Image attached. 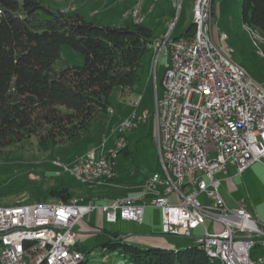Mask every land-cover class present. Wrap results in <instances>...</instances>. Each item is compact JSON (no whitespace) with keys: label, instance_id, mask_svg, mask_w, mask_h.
<instances>
[{"label":"built area","instance_id":"obj_1","mask_svg":"<svg viewBox=\"0 0 264 264\" xmlns=\"http://www.w3.org/2000/svg\"><path fill=\"white\" fill-rule=\"evenodd\" d=\"M195 8L197 28L166 43L173 44V52L164 54L165 85L161 94L158 86L155 92V139L163 176L147 179L148 193L133 201L97 204L73 199L0 208V264H69L83 255L76 249V225L86 214L98 208L111 222H142L148 204L161 207L163 234L194 236L223 264H264V254L256 260L246 255L247 242L264 243V223L245 208L228 207L217 177L230 165L240 174L255 162L264 164V90L207 31L204 0ZM133 115L119 127L117 145L107 155L97 158L92 151L72 165H62L64 169L76 178L116 177L114 159L127 147L124 132ZM156 186H163V194L151 199ZM202 193L210 203L199 200ZM170 194L179 201L172 202ZM208 219L223 228L210 230ZM200 228L202 233L194 234Z\"/></svg>","mask_w":264,"mask_h":264},{"label":"trees","instance_id":"obj_2","mask_svg":"<svg viewBox=\"0 0 264 264\" xmlns=\"http://www.w3.org/2000/svg\"><path fill=\"white\" fill-rule=\"evenodd\" d=\"M242 1L244 23L264 34V0ZM194 28L191 23L177 37ZM156 38L141 21L105 24L77 11L52 8L44 0H0V152L33 137L41 145L78 141L100 113L114 108V89L124 101L136 94ZM65 44L84 56L82 65L62 62ZM110 190L88 188L86 196L79 197H85L82 202L104 203L112 198ZM77 194L55 183L41 196L71 202ZM99 230L94 247L76 244L84 255L77 264H90L97 247L102 248V261L109 254L127 257L130 264H213L196 242L176 250L142 243L123 232ZM252 253L264 254V243H257Z\"/></svg>","mask_w":264,"mask_h":264},{"label":"rangeland","instance_id":"obj_3","mask_svg":"<svg viewBox=\"0 0 264 264\" xmlns=\"http://www.w3.org/2000/svg\"><path fill=\"white\" fill-rule=\"evenodd\" d=\"M44 1L52 8H58L64 12L71 11L70 13L75 12L72 7L76 6L81 12L79 13L86 15L87 19L105 24H120L124 21H131L130 17H125L129 11L132 12L136 7H139L140 10L149 11L155 5L153 12L149 15L150 25L148 26L154 30L156 35H161L168 24H173L169 29L175 27L173 34L176 36L194 21L193 11L196 0H107L108 4H105V0ZM210 6L212 9V33L217 44L228 52L234 62L242 66L258 83L264 86V43L261 44L250 35V29L256 30V28L244 23L243 1L211 0ZM105 10L110 16H113V19L104 17ZM93 11L94 14L91 15ZM134 20L142 22L140 12L137 19L134 17ZM257 36L264 39V34L261 31L258 32ZM155 54L154 49L147 56V61L151 62L150 67L148 62L141 80L137 84L136 94L131 99L124 101L119 99L118 88L114 89L111 94L114 108L110 110V113H100L92 121L89 129L83 130L78 141L41 145L38 139L33 137L23 146L10 147L0 152V192L3 193L0 196V207L35 204L39 201L42 204L60 201L49 199L47 201L41 196L55 183L77 192V197L73 199L79 200V202L86 200L85 197L79 196H86L83 194L88 188L110 187V193H112L110 197L112 198L108 202H113L116 198L145 196L148 193L145 185L146 180L156 175L163 176L155 139L156 125L153 110L157 86L158 93L161 94L162 92L166 72V56L161 54L155 62ZM61 56V60L65 64L82 65L84 63V56L67 44L62 46ZM136 101H139V104ZM133 114L137 118L131 119L133 126L126 128L124 132L127 151L121 150L114 159L115 181L114 178L99 186L91 187L64 169L62 165H72L76 159L92 151H95L97 158L107 155L108 151L117 145L119 127L125 119L131 118ZM145 114L146 120L143 121ZM255 163L261 165L259 162ZM153 195L155 194L151 192V199ZM170 198L172 202L179 201L174 194H170ZM199 200L204 204L210 203V199L205 193L199 195ZM96 203L99 204L100 202ZM207 225L210 227V219L207 220ZM95 226L97 227L95 228ZM101 228L108 231L123 232L125 235H142L155 238L170 243L168 247L176 250L185 249L196 242L194 236L162 234V209L152 204L146 206L142 222L122 218L111 222L108 221L104 212L96 208L86 214L82 221L76 225L77 242L90 248L94 247L97 242V232ZM202 231L203 229L200 228L194 231V234H201ZM253 237L260 238L263 236L253 234ZM260 242L263 243V241H257V243ZM201 246L211 257L213 264H223L220 259L213 258L208 252V247ZM108 256L107 261H102V248L97 247L90 254L89 262L90 264H122L120 262L130 264L127 257L109 254Z\"/></svg>","mask_w":264,"mask_h":264},{"label":"crops","instance_id":"obj_4","mask_svg":"<svg viewBox=\"0 0 264 264\" xmlns=\"http://www.w3.org/2000/svg\"><path fill=\"white\" fill-rule=\"evenodd\" d=\"M106 3L108 4L107 0H105V4ZM153 7L155 8V5H153L151 9H149V11H145L144 9L140 10L142 23L146 26L150 25L149 15L153 12ZM72 10L80 12V10L76 6H73ZM93 14L94 11L91 12V15ZM104 17L113 19V16H110L107 10H105L104 12ZM125 17H130V20H134L131 11H129V14H127ZM171 25L173 24H168V27L164 32H162L161 35L155 34L157 37L156 39L167 36L170 32L171 37L176 38L187 29L186 28L178 35L174 36L173 33L175 27L174 29L170 30L169 27ZM136 103L139 104V101H136ZM217 177L218 179H220L219 190L221 191L222 198L228 207L233 209L245 208L246 210L252 212L253 215H255L261 222L264 223V164L261 163V165H259L258 163H253L248 169L240 174L238 173L235 165H230L227 171L218 173ZM206 226L208 227L207 221ZM208 228L212 231H220L223 228V225L219 222L211 220V225ZM135 239L141 241L142 243L155 244L166 247L170 246V243L159 241L148 236L137 235L135 236Z\"/></svg>","mask_w":264,"mask_h":264},{"label":"bare ground","instance_id":"obj_5","mask_svg":"<svg viewBox=\"0 0 264 264\" xmlns=\"http://www.w3.org/2000/svg\"><path fill=\"white\" fill-rule=\"evenodd\" d=\"M197 1H199V0H196L195 4H196ZM195 4H194V11H193V16H194L193 23L195 25V28H197V18H196ZM210 4H211V0H204V8H205V11H204V24H205V26L207 28V31L209 33H212V22H211V14H212L211 10L212 9H211ZM135 9L131 13L133 14V16L135 18H137V16H139V12L140 11H135ZM249 29H250V27H249ZM258 32H260V31L257 30V29L256 30L250 29V35L252 36V38L255 39V40H258V42H260L262 44V43H264V39L263 38H258V36H257ZM182 37H184V36L172 38L171 37V32H170L167 36L155 39V41L153 43V47H154V49L156 51L155 62L157 61V58L160 56V52L162 51V44H165L163 46V54H171L173 52V44H166V43L170 42V40L171 41H178V39H181ZM240 68H241V70L246 71L242 66H240ZM250 78H252L254 80V82H256V84L259 85L261 87V89L264 90V86L261 83H258L255 80V78L252 77L251 75H250ZM163 85H165V76H164V79H163ZM132 118L135 119V118H137V116L133 115ZM139 119L141 120V118H139ZM132 126H133L132 120L129 119L128 120V128H130ZM77 178L82 183H86V184L90 185L91 187H93V186H99L101 184H104L107 181L114 179L115 177H111V179H109V174H102V178H89V179H86L84 177H77ZM152 193L155 194V195L152 196V199H158V194H163V186H156V192H152ZM134 199L135 198H125V199L116 198L115 200L133 201ZM50 203H61V202L60 201H57V202L54 201V202H50ZM28 205H33V204H28ZM15 207H18V206H15ZM0 208H10V206L0 207ZM256 243H257V241H249V242H247L246 255H247L248 260H254V259L256 260V258H254L256 256H254L252 254V249L255 247ZM206 247H208V246H206ZM208 252L214 258V252L211 249H209V247H208ZM83 257H84V255H77L76 257H74V259H72V261L69 264H77L81 259H83Z\"/></svg>","mask_w":264,"mask_h":264}]
</instances>
